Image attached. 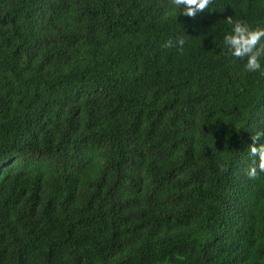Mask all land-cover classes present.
Returning <instances> with one entry per match:
<instances>
[{
	"label": "trees",
	"instance_id": "16d2710c",
	"mask_svg": "<svg viewBox=\"0 0 264 264\" xmlns=\"http://www.w3.org/2000/svg\"><path fill=\"white\" fill-rule=\"evenodd\" d=\"M228 16L264 0H0V264H264V72Z\"/></svg>",
	"mask_w": 264,
	"mask_h": 264
},
{
	"label": "clouds",
	"instance_id": "9594fccd",
	"mask_svg": "<svg viewBox=\"0 0 264 264\" xmlns=\"http://www.w3.org/2000/svg\"><path fill=\"white\" fill-rule=\"evenodd\" d=\"M214 0H169L172 12L179 10V15L195 18L198 13L209 10ZM225 22L230 25V31L223 37L225 54L233 61H246L244 69L246 72H264L261 66V59L264 58V27L251 28L246 22L233 20L228 16ZM185 40L183 37L173 41L166 40L161 47L164 49L175 48L183 52ZM253 143L249 145V153L252 157L258 158L247 171L249 179H256L260 173H264V130H258L251 136ZM258 145V146H257Z\"/></svg>",
	"mask_w": 264,
	"mask_h": 264
}]
</instances>
